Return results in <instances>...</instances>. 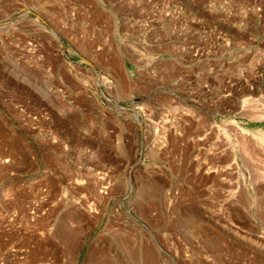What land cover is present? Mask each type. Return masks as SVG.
I'll use <instances>...</instances> for the list:
<instances>
[{"label": "rangeland", "instance_id": "rangeland-1", "mask_svg": "<svg viewBox=\"0 0 264 264\" xmlns=\"http://www.w3.org/2000/svg\"><path fill=\"white\" fill-rule=\"evenodd\" d=\"M50 3L0 22V264H264V0Z\"/></svg>", "mask_w": 264, "mask_h": 264}, {"label": "crops", "instance_id": "crops-1", "mask_svg": "<svg viewBox=\"0 0 264 264\" xmlns=\"http://www.w3.org/2000/svg\"><path fill=\"white\" fill-rule=\"evenodd\" d=\"M28 0H0V22H8L12 17L18 16L19 22L25 20L27 15L44 16L46 21H49L46 17L51 14L50 0H35L31 9H25V3ZM34 1V0H32Z\"/></svg>", "mask_w": 264, "mask_h": 264}]
</instances>
